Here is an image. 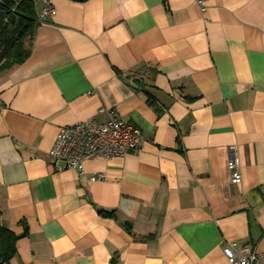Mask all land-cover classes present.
Returning a JSON list of instances; mask_svg holds the SVG:
<instances>
[{
	"label": "crops",
	"instance_id": "1",
	"mask_svg": "<svg viewBox=\"0 0 264 264\" xmlns=\"http://www.w3.org/2000/svg\"><path fill=\"white\" fill-rule=\"evenodd\" d=\"M35 1L55 11L28 59L0 71V206L21 235L5 264H233L231 241L264 252V0ZM113 109L142 129L139 151L88 160L86 177L53 160L62 126Z\"/></svg>",
	"mask_w": 264,
	"mask_h": 264
},
{
	"label": "built area",
	"instance_id": "2",
	"mask_svg": "<svg viewBox=\"0 0 264 264\" xmlns=\"http://www.w3.org/2000/svg\"><path fill=\"white\" fill-rule=\"evenodd\" d=\"M54 11L53 6L49 4L39 14L42 23ZM142 137V129L137 124L118 117L116 110L113 109L110 111V119L106 122L86 120L62 126L50 155L54 161H62L64 168H75L86 177L88 160L111 159L139 151ZM229 165L233 182L241 183L243 180L241 159L235 150L231 153ZM106 178L105 172L91 176L93 181ZM224 252L233 264H264V252L251 244L231 241L224 247Z\"/></svg>",
	"mask_w": 264,
	"mask_h": 264
},
{
	"label": "trees",
	"instance_id": "3",
	"mask_svg": "<svg viewBox=\"0 0 264 264\" xmlns=\"http://www.w3.org/2000/svg\"><path fill=\"white\" fill-rule=\"evenodd\" d=\"M39 14L35 0H0V71L28 59L35 32L43 24ZM2 215L0 206V264H5L17 254L21 235L3 223Z\"/></svg>",
	"mask_w": 264,
	"mask_h": 264
}]
</instances>
